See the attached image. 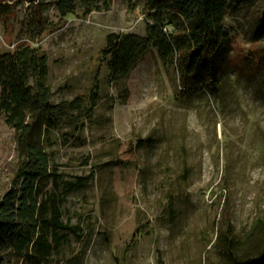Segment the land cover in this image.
I'll list each match as a JSON object with an SVG mask.
<instances>
[{"label": "rangeland", "instance_id": "374dc122", "mask_svg": "<svg viewBox=\"0 0 264 264\" xmlns=\"http://www.w3.org/2000/svg\"><path fill=\"white\" fill-rule=\"evenodd\" d=\"M55 1L0 0V54L39 49L51 102L80 101L76 127L64 122L45 144L55 173L47 190L76 227L58 232L47 264H220L218 233L228 224L242 237L264 215V28L255 32L264 0L226 12L219 82L189 93L153 46L127 78L110 80L105 37L144 36V0L91 11L77 3L64 16ZM178 20L164 12V29ZM16 173L15 132L0 111V195ZM1 254L4 264H24L8 245Z\"/></svg>", "mask_w": 264, "mask_h": 264}, {"label": "trees", "instance_id": "16d2710c", "mask_svg": "<svg viewBox=\"0 0 264 264\" xmlns=\"http://www.w3.org/2000/svg\"><path fill=\"white\" fill-rule=\"evenodd\" d=\"M144 1L148 19L144 36L109 33L105 37L100 53L110 80L127 78L153 46L162 63L175 68L183 91L214 90L230 50L224 17L227 11L237 10L242 0ZM77 3L91 11L108 7L110 0H56L54 5L64 16L73 12ZM167 11L179 18L171 32L163 25ZM263 20L264 16L258 22L257 35L264 28ZM37 30L41 35L43 28ZM260 60L264 63V55ZM48 72L47 55L28 44L0 54V111L5 124L15 132L17 152L15 183L0 195V264L5 262L3 245H8L14 258L24 264H47L63 241L58 232L76 231L62 220L61 199L47 190L55 173L45 144L64 122L76 127L80 114L73 111L79 109L80 101L74 98L52 103ZM67 183L69 190L80 187L79 182ZM215 242L223 248L220 264H264V215L242 237H235L227 224Z\"/></svg>", "mask_w": 264, "mask_h": 264}]
</instances>
